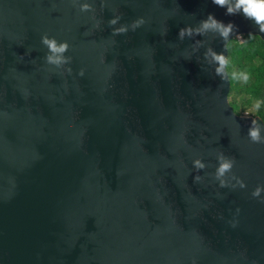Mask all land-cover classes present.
Here are the masks:
<instances>
[{
	"label": "water",
	"instance_id": "water-1",
	"mask_svg": "<svg viewBox=\"0 0 264 264\" xmlns=\"http://www.w3.org/2000/svg\"><path fill=\"white\" fill-rule=\"evenodd\" d=\"M209 13L264 40L211 0H0V264H264L257 116L203 57L228 63L230 41L178 39ZM45 34L69 63L46 62ZM220 153L245 188L219 186Z\"/></svg>",
	"mask_w": 264,
	"mask_h": 264
},
{
	"label": "clouds",
	"instance_id": "clouds-1",
	"mask_svg": "<svg viewBox=\"0 0 264 264\" xmlns=\"http://www.w3.org/2000/svg\"><path fill=\"white\" fill-rule=\"evenodd\" d=\"M213 5L223 8L225 15H236L242 14L246 19H250L252 23L257 27L260 33H264V0H211ZM81 11H90L91 5L88 3L80 4ZM119 18H112L109 23L115 25L118 23ZM145 23L144 19L141 17L134 21L130 26H121L114 31L116 33L127 32L128 28L131 27L133 30L140 27ZM235 26L232 22L225 23L219 20L213 13L207 14V16L199 21L196 27L186 25L179 29L178 39L183 41L185 38L191 39L195 37H206L209 33L215 34L221 41L228 43L230 38L234 33ZM236 35H239L237 32ZM196 42V41H194ZM199 44L201 47L204 46L203 39H199ZM41 44L47 48L46 62L52 65L60 66L67 64L70 61V57L66 55L69 45L66 41H57L55 37H49L47 34L41 36ZM204 60L209 63L215 64L218 62V67L216 69V74L220 75L222 68L227 65V58L222 52H217L210 45L205 48L203 53ZM248 113H244L247 115ZM256 115V119H251L248 136L254 143H264V135L261 134L262 129L257 125L264 122V113H250ZM217 164L214 171V179L218 182L220 187L235 188L239 186L240 188H245L246 185L243 180L236 177L232 173V169L235 166L234 158L228 157L223 153L217 156ZM193 167L197 170H202L206 167V164L200 160H193ZM199 176H194V180H199ZM235 181V183H233ZM251 195L254 198H264V185H257L255 189L252 190Z\"/></svg>",
	"mask_w": 264,
	"mask_h": 264
},
{
	"label": "trees",
	"instance_id": "trees-1",
	"mask_svg": "<svg viewBox=\"0 0 264 264\" xmlns=\"http://www.w3.org/2000/svg\"><path fill=\"white\" fill-rule=\"evenodd\" d=\"M228 49L229 97L234 110L264 113V40L245 34L242 39L233 38Z\"/></svg>",
	"mask_w": 264,
	"mask_h": 264
},
{
	"label": "rangeland",
	"instance_id": "rangeland-1",
	"mask_svg": "<svg viewBox=\"0 0 264 264\" xmlns=\"http://www.w3.org/2000/svg\"><path fill=\"white\" fill-rule=\"evenodd\" d=\"M238 38H239V39H242V36H240V37H238ZM245 113H248L247 115H250L248 111H247V112H245Z\"/></svg>",
	"mask_w": 264,
	"mask_h": 264
}]
</instances>
